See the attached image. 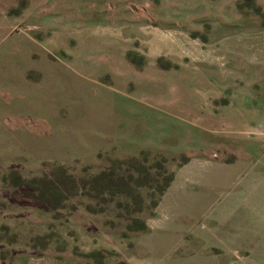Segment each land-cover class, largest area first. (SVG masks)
<instances>
[{
  "label": "rangeland",
  "instance_id": "rangeland-1",
  "mask_svg": "<svg viewBox=\"0 0 264 264\" xmlns=\"http://www.w3.org/2000/svg\"><path fill=\"white\" fill-rule=\"evenodd\" d=\"M263 153L264 0H0V264H264Z\"/></svg>",
  "mask_w": 264,
  "mask_h": 264
},
{
  "label": "crops",
  "instance_id": "crops-1",
  "mask_svg": "<svg viewBox=\"0 0 264 264\" xmlns=\"http://www.w3.org/2000/svg\"><path fill=\"white\" fill-rule=\"evenodd\" d=\"M257 161L259 174L251 176L249 172H256L255 167L248 169L241 184L238 182L228 192L236 197L224 216L225 226L230 229L227 242L231 248L249 250L254 245V248L264 250V243L262 248L258 247L264 237V153Z\"/></svg>",
  "mask_w": 264,
  "mask_h": 264
}]
</instances>
